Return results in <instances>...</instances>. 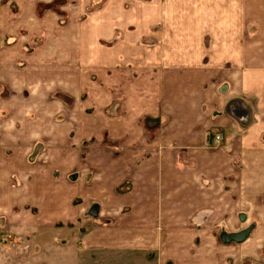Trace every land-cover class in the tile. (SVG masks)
<instances>
[{"label": "crops", "instance_id": "crops-1", "mask_svg": "<svg viewBox=\"0 0 264 264\" xmlns=\"http://www.w3.org/2000/svg\"><path fill=\"white\" fill-rule=\"evenodd\" d=\"M0 232L264 264V0H0Z\"/></svg>", "mask_w": 264, "mask_h": 264}, {"label": "rangeland", "instance_id": "rangeland-1", "mask_svg": "<svg viewBox=\"0 0 264 264\" xmlns=\"http://www.w3.org/2000/svg\"><path fill=\"white\" fill-rule=\"evenodd\" d=\"M74 247L68 239L40 243L15 240L11 235L0 232V264H82L79 257L70 254ZM60 248L64 253L61 257L54 252Z\"/></svg>", "mask_w": 264, "mask_h": 264}, {"label": "water", "instance_id": "water-1", "mask_svg": "<svg viewBox=\"0 0 264 264\" xmlns=\"http://www.w3.org/2000/svg\"><path fill=\"white\" fill-rule=\"evenodd\" d=\"M249 231L248 230H245L241 233H237V234H234L231 239L233 240H236V241H242L246 238V236L248 235Z\"/></svg>", "mask_w": 264, "mask_h": 264}, {"label": "built area", "instance_id": "built-area-1", "mask_svg": "<svg viewBox=\"0 0 264 264\" xmlns=\"http://www.w3.org/2000/svg\"><path fill=\"white\" fill-rule=\"evenodd\" d=\"M223 132L222 131H217L215 134H214V142L216 144H220L223 140Z\"/></svg>", "mask_w": 264, "mask_h": 264}]
</instances>
